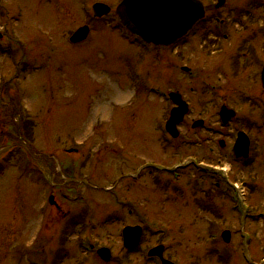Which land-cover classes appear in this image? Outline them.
<instances>
[{"label": "rangeland", "instance_id": "rangeland-1", "mask_svg": "<svg viewBox=\"0 0 264 264\" xmlns=\"http://www.w3.org/2000/svg\"><path fill=\"white\" fill-rule=\"evenodd\" d=\"M119 1L0 0V264H31L36 255L27 249L34 236H40L38 243L56 245L57 232L71 215L78 220L84 215L96 220L122 218L123 225L140 222L147 232L142 246L167 244V253L180 264H220L223 254L229 264H246L240 232L251 231L248 251L257 255L258 246L264 247L261 219L244 227L238 224L232 204L190 165L177 171V178L146 165L172 167L195 156L201 163L224 167L239 187L253 183L264 188L259 185L262 178L264 182V159L244 166L232 154L239 130L253 145L261 141L264 150V93L259 90L257 97L258 87L253 93L241 90L240 77L228 71L231 60L232 68L239 70V59L220 52L226 44L232 48L235 39V43L243 39L238 45L246 46V37H251L253 48H258L255 53L264 57V35L255 39L247 24L242 30L240 21L228 20L235 12L230 7L245 10L254 4L226 0L219 9L209 8L204 21L177 43L152 48L123 38L113 14ZM201 1L208 7L216 2ZM95 2L107 4L112 13L94 18ZM221 21L224 27L219 29ZM82 25L90 28L87 39L71 44L70 34ZM247 57L239 56L244 65ZM216 60L219 67L212 70ZM181 66L191 67V72ZM257 69L248 68L241 82L258 81ZM175 89L188 102L189 113L178 126L180 135L171 139L163 124L171 108L166 92ZM17 99L22 103L21 116L12 118L8 111ZM222 104L236 112L226 125L218 115ZM244 116L245 121L250 119L247 125L242 123ZM23 118L31 121L28 129L23 126V136L33 141L29 150L25 143L20 145L23 140L15 139L22 128L16 131L14 125ZM196 119H203L204 126L191 129ZM60 161L71 165L65 169L67 176ZM41 165L50 167L48 181L42 178ZM202 189L205 192L200 193ZM49 193L55 205L47 202ZM248 197L253 209H264L258 205L264 204V190ZM212 208L216 211L209 214ZM93 222L96 241L108 242L109 234L118 249L119 224L108 222V229ZM47 223L56 227L49 237L38 230ZM224 228L231 231L228 245L218 237ZM92 254L86 259L102 264Z\"/></svg>", "mask_w": 264, "mask_h": 264}, {"label": "flooded vegetation", "instance_id": "flooded-vegetation-1", "mask_svg": "<svg viewBox=\"0 0 264 264\" xmlns=\"http://www.w3.org/2000/svg\"><path fill=\"white\" fill-rule=\"evenodd\" d=\"M264 0H251V2L254 4V5H251V6H247L245 7V10L243 7H241V9H237V7L235 9H233L232 7H230V10L231 12L232 11H235L232 15V17H229V23L231 18H233V23L236 24V20L237 21H240L241 23V29L244 30L246 27L245 25L247 24V27L248 29H251V31L253 32H250V35L253 36V38L256 39V36L258 35H264ZM249 2V1H248ZM248 2H245L248 3ZM225 3H226V0H225ZM224 3V5H225ZM244 6V5H243ZM213 10L214 9H219L217 8L216 6H213ZM247 14L248 16H246L245 14ZM242 13V14H241ZM213 14V13H212ZM237 14V16H236ZM215 16V14H213ZM246 16V18H245ZM253 16H256V20L255 21H252L253 20ZM215 19H217V17H215ZM255 22L257 23L255 27H250L249 28V24H252V26L255 25ZM227 24V23H226ZM251 37H246V40H248V44H239V42H242L243 39H239V42H236V40L238 39H235L234 40V43L233 44V47H228L229 44H226V47H224L223 49L224 50H221L220 52H224V53H227L228 56L230 57H233V58H236V59H239V70H235L234 68H232V60L230 61V69H228V71L231 70V73L233 75H235V77H240L239 79V83L244 85L241 88V90L243 91H247L248 93H253L256 89V87L260 88L258 89L257 92H255V94L258 96H260L261 93H264V88L261 84V70L264 66V57H263V54L262 55H259L257 53H255V50L257 51L258 48L256 46H254L253 48V43L251 42L250 43V39ZM223 39H227V35L226 34H223ZM181 39L177 40L176 43L178 41H180ZM254 40V39H252ZM251 40V41H252ZM244 46V47H243ZM249 48V52L250 54L248 55L246 53L247 49L245 48ZM262 51H263V46L260 44V47H259ZM243 53H242V52ZM245 55V56H248L247 57V63L244 65L243 63H241V59L239 58L240 55ZM241 60V61H240ZM215 64H220L218 60L214 61ZM214 64V67L212 68V70H217V64L215 65ZM257 67V73H258V81H246L244 83L241 82V79L245 76L247 78V75H246V71L247 69H251V68H254ZM188 72H191V71H188ZM216 73V72H215ZM253 85V86H252ZM258 85V86H257ZM254 88V89H253ZM259 90L261 93H259ZM255 95V96H256ZM262 97V96H261ZM258 100V99H257ZM261 101V100H260ZM263 102V101H261ZM246 119V116L243 117V121L242 123L245 121ZM259 119H257L256 121H258ZM248 122H250V119L249 120H246L243 124H248ZM257 125V124H256ZM248 142H249V145H248V150H247V154L244 156V157H235V155L233 154V158L236 160V161H240L241 165H244V166H248V165H251L254 161H259V160H262L264 159V154L262 153V151H264L262 148H261V141H257L254 145L252 144V141H251V138L248 136ZM220 143V141H219ZM225 145V143L223 144V146H221V148H223ZM232 153H233V150H232ZM228 176L231 178L230 174H228ZM248 182V181H247ZM243 186L242 187H239L240 189V195H241V199H242V202L243 204H245L246 208V214H245V218L243 219V222H242V227H244L245 225H247V222H253V223H257L258 219H261L262 222L259 226V230L260 228L264 229V209L260 208V209H253V206L249 203V201L251 200V198L248 197V194H260V193H263V190L264 188H259L257 186H255V184H251V183H245V184H242ZM260 186L264 187V182H263V178H262V182L259 184ZM239 186V185H238ZM253 190V192H252ZM258 205L259 206H264L263 203H259L258 202ZM115 221V219H114ZM49 226V234H51L55 228V225L53 224H46V226ZM70 226L73 228H76L78 226V221L77 219H74L72 220V223H70ZM70 227V228H71ZM248 228V227H247ZM252 230H255L256 232L258 231L257 228H254ZM245 234H244V237H243V241L242 243L244 242V245L246 247V249L248 250V240H250V233L251 232L249 229H243L242 230ZM121 233V231H120ZM258 233V232H257ZM252 234H255V232L252 231ZM120 236V235H118ZM107 237L109 238L110 235H107ZM142 238V237H141ZM260 238H263L260 237ZM264 239V238H263ZM120 241H121V237H120ZM103 243V242H102ZM109 244V243H108ZM108 244H104L101 245V246H104V245H108ZM156 244H153L151 245V247L155 246ZM98 246V244H97ZM261 244L258 246V254L259 255V258H258V261L255 262V260L257 259V255L254 253H249V256H250V264H264V247H261ZM79 247V245H78ZM37 250H36V253H40L39 249L41 248L39 245L36 246ZM59 248V247H58ZM121 249L118 251V253L116 255H114L112 253V256L110 258V261L108 262H104L105 264H122L123 261H128L129 264H137V262L134 260L131 259L130 255L131 254H136V249H126L124 247H120ZM61 249V248H59ZM168 245L164 244V247L162 248V252H163V255L164 257L170 259V260H174L171 256H169V254L167 253L168 252ZM260 250V251H259ZM61 254L63 255V257L67 260H69L71 258V250H63L61 249ZM53 254V257L55 256V251H51L49 252V254ZM50 254L51 258H52V255ZM60 254V255H61ZM117 255H120V256H117ZM97 257V256H96ZM98 258V257H97ZM144 261L143 264H156L155 261L153 260L154 257H149L148 259L145 260V258H142ZM260 260V261H259ZM229 263V260L226 259L225 261V264H228ZM74 264H83L82 261L81 263H77L75 262ZM140 264V263H139ZM180 264V263H179Z\"/></svg>", "mask_w": 264, "mask_h": 264}, {"label": "water", "instance_id": "water-1", "mask_svg": "<svg viewBox=\"0 0 264 264\" xmlns=\"http://www.w3.org/2000/svg\"><path fill=\"white\" fill-rule=\"evenodd\" d=\"M223 2L224 0H219L218 5ZM93 10L99 16L108 12V8L101 3H96ZM117 12L124 21L130 24L133 30L144 38L155 43H168L183 35L202 16L203 8L198 0H123L122 4L118 6ZM87 32L86 26L81 27L73 33L70 40L72 42L81 41L86 37ZM176 100L181 108L172 111L167 122V129L169 128L170 132L174 130V125L181 120L186 112L185 104L178 95ZM221 114L223 121L226 122L233 112L223 109ZM245 150H247V140L240 133L235 143V152L239 155ZM139 235V227H127L124 230L127 244L128 241L131 242V245L137 244ZM224 239L228 240L227 234Z\"/></svg>", "mask_w": 264, "mask_h": 264}]
</instances>
